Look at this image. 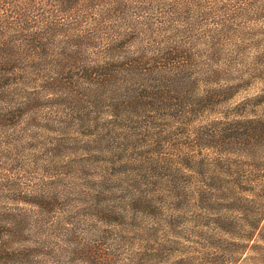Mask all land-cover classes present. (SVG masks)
I'll return each instance as SVG.
<instances>
[{"label":"trees","instance_id":"obj_1","mask_svg":"<svg viewBox=\"0 0 264 264\" xmlns=\"http://www.w3.org/2000/svg\"><path fill=\"white\" fill-rule=\"evenodd\" d=\"M221 1L226 0H0V130L33 128L35 113L56 93L71 104L85 98L91 106L99 96L123 95L126 128H143L144 112L169 101L174 115L166 119L172 118L174 128H193V140L174 158L153 159L144 169L135 153L130 172H144L139 182L128 181L138 187L130 200L134 212L160 220L156 213L165 207L171 228L175 210L194 201L195 217L206 214L203 219L215 230L253 242L259 255L264 251V31L250 44L260 67L258 92L223 108L238 88L211 83L217 72L210 63L220 47L247 38L233 30L214 32L219 24L211 19L230 5ZM258 2L262 8L264 0L250 4ZM236 5L230 6L245 17L246 9ZM80 84L84 90L74 95Z\"/></svg>","mask_w":264,"mask_h":264},{"label":"rangeland","instance_id":"obj_2","mask_svg":"<svg viewBox=\"0 0 264 264\" xmlns=\"http://www.w3.org/2000/svg\"><path fill=\"white\" fill-rule=\"evenodd\" d=\"M226 1L249 17L229 5L211 19L219 24L215 33L247 38L220 47L210 63L217 72L211 83L238 88L223 104L232 108L260 88L250 44L264 31V6ZM48 98L33 128L0 130V264H264V251L257 255L253 242L215 230L206 214L195 217L194 201L175 210L171 228L165 207L156 213L160 220L134 212L130 200L138 187L128 181L139 182L144 172H130L135 153L144 169L153 159L174 158L193 140V128H174L166 119L174 115L171 102L145 111L143 128H126L123 95L99 96L93 106L84 97L78 105L60 93Z\"/></svg>","mask_w":264,"mask_h":264}]
</instances>
